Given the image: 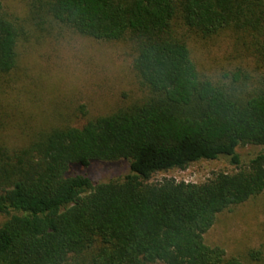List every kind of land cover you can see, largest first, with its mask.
<instances>
[{
    "label": "trees",
    "instance_id": "obj_1",
    "mask_svg": "<svg viewBox=\"0 0 264 264\" xmlns=\"http://www.w3.org/2000/svg\"><path fill=\"white\" fill-rule=\"evenodd\" d=\"M53 22L126 42L146 97L127 109L56 127L27 145L0 144V264H243L204 235L224 211L264 192V74L248 91L202 78L187 33L230 30L264 59V0H41ZM24 30L0 0V74L16 65ZM259 152L243 164L237 149ZM234 173L201 184L164 179L201 160ZM125 162L129 173L92 183L74 168Z\"/></svg>",
    "mask_w": 264,
    "mask_h": 264
},
{
    "label": "rangeland",
    "instance_id": "obj_2",
    "mask_svg": "<svg viewBox=\"0 0 264 264\" xmlns=\"http://www.w3.org/2000/svg\"><path fill=\"white\" fill-rule=\"evenodd\" d=\"M41 0H2L4 11L21 25L24 35L16 49V65L0 74V144L20 148L56 127H81L88 120L139 104L147 95L132 68L126 42L98 41L53 22L39 7ZM230 30L210 38L187 33L191 57L202 78L230 85L238 73L248 91L259 86L264 59L249 38ZM259 148L240 147L246 164ZM92 183L129 173L127 163H92L74 168ZM226 159L201 160L184 170L156 174L164 179L201 184L219 173H234ZM6 219L0 215V223ZM208 246L225 250L243 264H264V192L219 214L204 235Z\"/></svg>",
    "mask_w": 264,
    "mask_h": 264
}]
</instances>
